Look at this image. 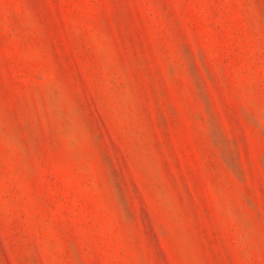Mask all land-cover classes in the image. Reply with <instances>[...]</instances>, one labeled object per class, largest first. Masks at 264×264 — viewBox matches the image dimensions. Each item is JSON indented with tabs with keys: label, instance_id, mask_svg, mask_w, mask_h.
Segmentation results:
<instances>
[{
	"label": "rangeland",
	"instance_id": "1",
	"mask_svg": "<svg viewBox=\"0 0 264 264\" xmlns=\"http://www.w3.org/2000/svg\"><path fill=\"white\" fill-rule=\"evenodd\" d=\"M0 264H264V0H0Z\"/></svg>",
	"mask_w": 264,
	"mask_h": 264
}]
</instances>
